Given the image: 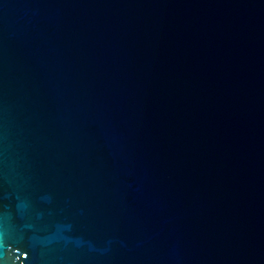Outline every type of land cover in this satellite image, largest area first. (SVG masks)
<instances>
[{
  "label": "water",
  "instance_id": "water-1",
  "mask_svg": "<svg viewBox=\"0 0 264 264\" xmlns=\"http://www.w3.org/2000/svg\"><path fill=\"white\" fill-rule=\"evenodd\" d=\"M0 264H264V0H0Z\"/></svg>",
  "mask_w": 264,
  "mask_h": 264
}]
</instances>
